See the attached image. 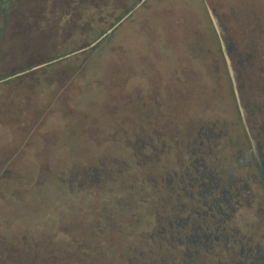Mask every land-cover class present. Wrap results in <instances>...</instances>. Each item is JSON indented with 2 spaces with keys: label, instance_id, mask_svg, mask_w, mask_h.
Returning <instances> with one entry per match:
<instances>
[{
  "label": "rangeland",
  "instance_id": "obj_1",
  "mask_svg": "<svg viewBox=\"0 0 264 264\" xmlns=\"http://www.w3.org/2000/svg\"><path fill=\"white\" fill-rule=\"evenodd\" d=\"M92 5L90 17L84 16L83 8ZM115 5L0 0V168L10 169L0 177L33 179L37 159L63 169L102 162L110 171L121 163L115 187L130 179L134 160L127 150L139 133L145 139L142 169L156 177L165 200L156 206L144 190L138 225L149 229L155 219L175 216L180 238L195 241L192 264H264V180L241 150L240 113L206 7L231 44L245 122L262 155L264 0H139L105 41L99 38L85 52L93 40L87 31L100 19L107 27L119 18ZM247 51L244 69L239 58ZM208 127L204 142L198 132ZM43 143L51 146L30 157V148ZM194 167L207 190L200 191L201 200L215 210L194 194L197 185L186 187L182 171L190 176Z\"/></svg>",
  "mask_w": 264,
  "mask_h": 264
},
{
  "label": "trees",
  "instance_id": "obj_2",
  "mask_svg": "<svg viewBox=\"0 0 264 264\" xmlns=\"http://www.w3.org/2000/svg\"><path fill=\"white\" fill-rule=\"evenodd\" d=\"M138 1L121 0L123 3L118 6L115 0V6L118 7L115 16L122 18L127 15ZM92 7L95 6L83 8V15L90 17ZM99 12L103 15L100 9ZM119 18L109 20L107 27L103 25L104 21H101L104 19H100V25L87 31L92 33L86 38L94 40L108 27H112ZM108 34L106 32V35L101 37L102 41L106 40ZM215 34L217 35L216 32ZM221 39L228 53L231 44ZM85 45L88 47L85 52L90 54L92 44L88 42ZM219 48L221 51L220 41ZM77 49L79 48L61 53L72 54L71 51ZM227 74L231 83L228 71ZM236 74L233 71L237 89ZM37 120L38 118L34 119L32 126ZM135 136L131 148L126 149L129 151L128 158L133 157L134 160L131 163L130 179L116 183L115 187L114 176L123 170L121 163L114 164L113 170L110 171L102 162L82 168L77 166L63 169L61 165L54 167L37 159L34 161V168L32 167V173H36V176H32L33 179L17 182L11 178L0 177V204L3 205L0 210V264H192V246L195 241L188 235L180 238V227L174 219L175 216L167 218L166 221L165 218L155 219L154 226L149 229L137 223L140 202L147 198L142 195L144 190L150 194L149 197L156 206L162 205L165 199L160 198L156 190V177L142 169V163L146 160L139 152L140 146H144V136L142 141L139 133ZM198 136L204 142L210 140L209 127L199 130ZM49 146L43 143L39 150L30 148V157L33 153L42 156ZM15 154L12 152L13 156ZM9 170L1 167L0 176ZM187 170L184 168L182 171L186 176V187L197 185L194 194L198 193L197 198L201 200L200 191L207 193L204 183L197 179L195 167L190 176L186 173ZM181 184L179 189L183 190ZM54 187L55 192L52 191ZM103 187V194H99ZM33 193H36L35 198L32 197ZM201 202L204 207L215 210L213 203L207 205L203 200ZM19 206L21 208H18ZM7 207H10L9 213L5 209ZM153 212L155 213V210ZM174 245L180 247L176 253L171 252ZM199 246L203 253H208L205 252L203 243Z\"/></svg>",
  "mask_w": 264,
  "mask_h": 264
},
{
  "label": "flooded vegetation",
  "instance_id": "obj_3",
  "mask_svg": "<svg viewBox=\"0 0 264 264\" xmlns=\"http://www.w3.org/2000/svg\"><path fill=\"white\" fill-rule=\"evenodd\" d=\"M241 56L242 57L239 58L240 65L244 69H246L247 65H248V59L251 56V54H250V52L247 51L246 53H243ZM245 72H246V70H245ZM245 75L246 74L244 73V76ZM244 79H242V80H244ZM242 85H243V83H242ZM240 97L242 98L243 94L240 95ZM238 98H239V95H238ZM240 99H239V104L241 106V110L240 111L238 110V111L240 113L239 118H240V122L242 125L243 133H244L243 138L245 137L242 141V144H241V150H243L244 154H246L250 158V159H248V163L251 164V162H253V164L258 168V170H259V172L262 175V178L264 180V154L261 155V153L259 152L260 146H261L260 141L259 140H253L252 136L249 133L248 126L245 122L248 111L240 103ZM262 142H264V140ZM247 143H248V145H247Z\"/></svg>",
  "mask_w": 264,
  "mask_h": 264
},
{
  "label": "water",
  "instance_id": "obj_4",
  "mask_svg": "<svg viewBox=\"0 0 264 264\" xmlns=\"http://www.w3.org/2000/svg\"><path fill=\"white\" fill-rule=\"evenodd\" d=\"M206 7H207L208 16H210V18H211V20H210L211 24H212L215 32L217 33L219 41H220V47H221L223 59H224V62L226 63V65H227V71H228L230 79H231V84H232V88H233V92H234V96H235V101H236L238 110L240 111L241 110V106L239 104V98H238L237 89H236L235 80H234V75H233V71H232L233 67H232V64L230 63V59H229V56H228V53H227L226 46H224V43H223L222 39L220 38V34H221L222 30L218 26L217 21H216L217 18L212 14V10L210 8H208V6H206ZM124 16L122 18H124ZM122 18H119V20L117 22H115V24L112 27L111 26L108 27L105 31H103L100 35H98L93 41H91V44L94 43L95 41H97L99 38H101L110 29H112ZM43 63H44V61H42L40 63H36L31 68H33V67H35L37 65H41ZM18 73H20V72H17L15 74H18Z\"/></svg>",
  "mask_w": 264,
  "mask_h": 264
}]
</instances>
